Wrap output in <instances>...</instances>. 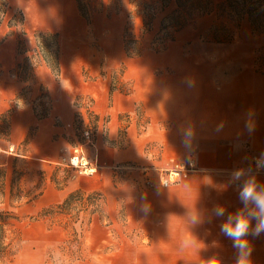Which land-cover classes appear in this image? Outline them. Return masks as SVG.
I'll use <instances>...</instances> for the list:
<instances>
[{
  "label": "crops",
  "instance_id": "obj_1",
  "mask_svg": "<svg viewBox=\"0 0 264 264\" xmlns=\"http://www.w3.org/2000/svg\"><path fill=\"white\" fill-rule=\"evenodd\" d=\"M4 1L5 19L11 14V6ZM14 2V7L21 9L23 26L28 19L33 25L40 21L47 26H33L29 35L57 34L59 53L55 72L43 63L34 67L36 93L27 110L34 121L33 134H25L28 123L15 129L9 123L6 141L20 147H40L53 111L60 116L65 111L70 118L63 117L70 121L73 106L89 101L97 108L87 111L96 120L91 156L98 170L94 175L77 176L71 189L85 195L99 194L108 216L114 219L121 211L125 226L135 234L107 253L103 263L79 259L66 264H237L238 250L220 226L229 215L244 211L238 198L240 182L232 180L233 172L251 169L250 175L264 186V167L256 168L253 162V157L264 154V65L260 66L258 49L252 56L238 50L216 56L206 50L191 58L169 49L186 28L201 19H210L209 29L213 18L206 16L177 31L162 50L145 49L131 58L124 52L123 22L122 60L112 66L87 68L82 75L66 58L74 56L62 51L61 37L77 35L93 21L92 15L85 20L75 0ZM59 22L63 27L57 26ZM207 29L197 36L207 44L218 45L206 36ZM232 42L218 46L226 48ZM136 60V65L126 63ZM249 120L254 124L251 133L246 127ZM27 154L31 152L19 156L41 160ZM55 156L57 150L50 149L48 157ZM187 160L195 165L187 178L159 186L165 171ZM218 207L225 209L224 217L216 216ZM255 226L256 221L250 220V231ZM243 239L250 249L248 264H264V234ZM14 256L0 264H9Z\"/></svg>",
  "mask_w": 264,
  "mask_h": 264
},
{
  "label": "rangeland",
  "instance_id": "obj_2",
  "mask_svg": "<svg viewBox=\"0 0 264 264\" xmlns=\"http://www.w3.org/2000/svg\"><path fill=\"white\" fill-rule=\"evenodd\" d=\"M220 1L213 0L214 3ZM7 2L12 16L9 14L4 19L6 6L0 7V110L5 112L6 108H16L10 123L14 129L28 123L24 130L31 136L35 127L27 110L36 93V89L33 91L34 76L37 80L34 67L38 64L34 57V38L29 35V29L37 25L28 19L24 27L21 9L14 7V0ZM147 2L152 1L81 0L93 21L90 20L87 27L83 26L77 35L61 37L62 51L74 56L66 58L72 61L80 74L87 68L112 66L122 60L120 36L123 22L128 33L139 35L142 19L148 14ZM155 4L158 6L159 3ZM57 13L62 11L57 9ZM212 16L215 17L213 13ZM209 21V18L201 19L193 27L186 28L169 49L175 48L179 54L191 58L206 50L216 56L233 50L252 56L264 46V35H253L245 25L234 33L230 46L223 48L207 44L197 35L207 29ZM221 22L225 23V20ZM214 23L221 24L213 20ZM61 24L59 22L57 26L63 27ZM39 26L47 27L38 21ZM208 54L205 55L210 59L212 56ZM126 63L136 65L139 61ZM23 78L25 81L20 80ZM88 109L97 110L89 101L78 102L70 110V121L63 117L68 115L65 111L61 116L53 111L43 129L45 137L40 147L33 144L20 147L6 141L7 124L4 118H0V263L13 253L15 256L9 264H42V261L43 264H66L76 259L103 263L107 253L117 249L122 242L133 239L135 234L125 226L121 211L112 219L101 197H88L71 189V183L77 176L94 175L98 170L91 156L97 133L96 120L89 116ZM101 133L102 129H99L98 134ZM53 148L57 150V156L50 158L48 152ZM76 149L86 156L89 165L95 166L92 174L57 163L59 158L71 156ZM29 152L31 154L27 155L41 160L19 156Z\"/></svg>",
  "mask_w": 264,
  "mask_h": 264
},
{
  "label": "trees",
  "instance_id": "obj_3",
  "mask_svg": "<svg viewBox=\"0 0 264 264\" xmlns=\"http://www.w3.org/2000/svg\"><path fill=\"white\" fill-rule=\"evenodd\" d=\"M75 1L80 15L85 20H88L89 11L86 9L87 6L82 4L81 0ZM149 1L152 2L145 3L148 14L142 19L143 24L140 34L134 36L128 33V28L124 27L123 46L127 57L140 56L145 49L155 52L162 50L168 41L173 40V36L177 31L195 24L196 21L203 17L212 16V13L215 15V17L212 16L213 20L221 24H212L206 32V36L208 38L211 37L213 40L211 42H215L218 45H229L233 40L234 33L243 24L249 27L253 35L264 34V0H222L218 3H214L213 0ZM155 3H159L158 6ZM1 6H6L4 0H0ZM222 20H225V23H222ZM172 28V32H168ZM33 38L35 45V54H33L37 64L43 63L52 72H55L58 68L59 53L57 34L36 32L33 34ZM257 52L264 57V46L260 47ZM261 65H264V60H261ZM19 66L18 64L17 67L19 68ZM13 110V108L9 107L0 114V118H4L7 124L6 140H8L9 123ZM75 192L82 194L79 191ZM89 196L101 197L99 194H90ZM64 201H67V198Z\"/></svg>",
  "mask_w": 264,
  "mask_h": 264
},
{
  "label": "clouds",
  "instance_id": "obj_4",
  "mask_svg": "<svg viewBox=\"0 0 264 264\" xmlns=\"http://www.w3.org/2000/svg\"><path fill=\"white\" fill-rule=\"evenodd\" d=\"M248 131H254V124L249 120L246 123ZM257 167H264V154L256 161ZM251 169L239 170L232 173V180L238 184V198L244 206V211L236 212L227 217V222L221 224L220 230L224 236L231 239L234 248L238 250L237 264H248L250 255L248 242L243 239L251 235L254 238L264 234V186L258 185L254 176L250 175ZM252 205L254 210L249 206ZM218 217L225 216V209L218 207L215 210ZM192 222H196V216H192ZM250 220L256 221L254 230L250 231Z\"/></svg>",
  "mask_w": 264,
  "mask_h": 264
},
{
  "label": "built area",
  "instance_id": "obj_5",
  "mask_svg": "<svg viewBox=\"0 0 264 264\" xmlns=\"http://www.w3.org/2000/svg\"><path fill=\"white\" fill-rule=\"evenodd\" d=\"M75 160V163L73 162ZM258 158L253 157V162L256 165ZM59 165L77 169L79 172H84L86 174H92L95 171V166L89 165L87 159L75 150V152L69 157H61L58 161ZM195 169L193 160L178 161L173 164V166L165 171L163 177L160 180L159 186L167 187L170 185L177 184L179 181L187 178L188 174Z\"/></svg>",
  "mask_w": 264,
  "mask_h": 264
},
{
  "label": "bare ground",
  "instance_id": "obj_6",
  "mask_svg": "<svg viewBox=\"0 0 264 264\" xmlns=\"http://www.w3.org/2000/svg\"><path fill=\"white\" fill-rule=\"evenodd\" d=\"M73 162L75 163V160L73 159Z\"/></svg>",
  "mask_w": 264,
  "mask_h": 264
}]
</instances>
